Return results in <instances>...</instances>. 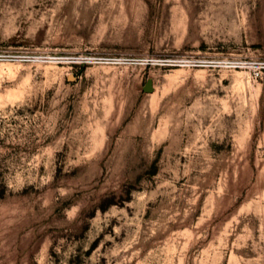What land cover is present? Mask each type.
<instances>
[{
	"label": "rangeland",
	"instance_id": "obj_1",
	"mask_svg": "<svg viewBox=\"0 0 264 264\" xmlns=\"http://www.w3.org/2000/svg\"><path fill=\"white\" fill-rule=\"evenodd\" d=\"M0 264H264V0H0Z\"/></svg>",
	"mask_w": 264,
	"mask_h": 264
},
{
	"label": "water",
	"instance_id": "obj_2",
	"mask_svg": "<svg viewBox=\"0 0 264 264\" xmlns=\"http://www.w3.org/2000/svg\"><path fill=\"white\" fill-rule=\"evenodd\" d=\"M68 79H69V80H73V79H75V77H74V75L71 74V75H69ZM143 90H144L145 92H147V93H152V92H154L155 87H154V81H153L152 78H148V79H147L146 83H145L144 86H143Z\"/></svg>",
	"mask_w": 264,
	"mask_h": 264
},
{
	"label": "trees",
	"instance_id": "obj_3",
	"mask_svg": "<svg viewBox=\"0 0 264 264\" xmlns=\"http://www.w3.org/2000/svg\"><path fill=\"white\" fill-rule=\"evenodd\" d=\"M96 245H97V242L95 241V242L93 243L91 249L94 248Z\"/></svg>",
	"mask_w": 264,
	"mask_h": 264
}]
</instances>
